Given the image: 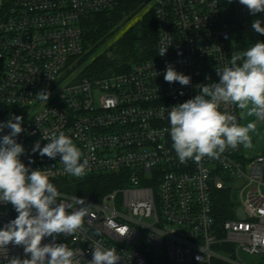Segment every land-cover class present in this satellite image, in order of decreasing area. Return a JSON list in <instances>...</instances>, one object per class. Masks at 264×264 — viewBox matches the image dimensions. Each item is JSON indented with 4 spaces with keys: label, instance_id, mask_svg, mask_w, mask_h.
I'll list each match as a JSON object with an SVG mask.
<instances>
[{
    "label": "built area",
    "instance_id": "1",
    "mask_svg": "<svg viewBox=\"0 0 264 264\" xmlns=\"http://www.w3.org/2000/svg\"><path fill=\"white\" fill-rule=\"evenodd\" d=\"M127 2L152 11L155 56L122 73L76 79L83 20ZM255 19L264 27V13L250 15L239 0H0V122L23 117L24 132L16 137L25 149L21 161L45 169L52 183L116 182L99 197L57 188L66 202L77 197L90 205L82 229L56 241L81 251V264L92 259L93 240L115 247L120 264H244L240 252L264 264V154L247 156L240 146L180 163L165 131L167 108L194 98L198 85L219 81L215 69L229 64L233 35L255 33L264 42L251 27ZM168 64L190 76V85L166 82ZM42 90L47 102L37 97ZM229 110L240 122L238 110ZM51 130L64 131L81 148L89 161L84 176L66 174L59 156L32 151ZM221 192L231 203L229 217L218 221L214 202ZM16 216L11 204H0V228ZM8 256L25 258L23 247L8 245Z\"/></svg>",
    "mask_w": 264,
    "mask_h": 264
},
{
    "label": "clouds",
    "instance_id": "2",
    "mask_svg": "<svg viewBox=\"0 0 264 264\" xmlns=\"http://www.w3.org/2000/svg\"><path fill=\"white\" fill-rule=\"evenodd\" d=\"M239 3L252 16L264 13V0H239ZM251 27L264 35L260 19L253 20ZM169 46L160 47L158 55L164 56ZM215 70L218 82L198 85L199 94L194 98L167 108L169 126L165 131L180 163L218 158L229 148L252 146L250 132L255 131L256 124L240 123L229 109L264 121V42L250 44L234 54L229 64ZM164 79L182 86L191 83L190 76L176 71L171 64L166 65ZM37 97L47 102L49 94L42 90ZM22 123V116L0 122V132L10 129L0 137V204H11L17 213L15 219L0 228L2 264H81L77 258L83 256L81 251L56 241L61 234L69 237L82 229L90 205L77 197L73 202H66L45 169H32L21 161L25 149L16 137L24 132ZM41 139L47 143L41 148L37 141L32 149L34 153L38 151L40 156L50 159L59 156L63 171L73 177L86 174L89 161L70 135L51 130L42 133ZM127 235L122 232L120 237ZM46 237L51 242L42 243ZM10 244L22 246L25 258H9ZM91 245L92 259L86 264H120L124 260L115 247H105L101 240H93Z\"/></svg>",
    "mask_w": 264,
    "mask_h": 264
},
{
    "label": "trees",
    "instance_id": "3",
    "mask_svg": "<svg viewBox=\"0 0 264 264\" xmlns=\"http://www.w3.org/2000/svg\"><path fill=\"white\" fill-rule=\"evenodd\" d=\"M136 7V4L127 2L117 9L91 15L83 20L81 27L84 53L76 59L73 66L74 71L81 68L76 79L83 77L101 78L122 73L127 71L132 63L155 56L156 26L152 11H148L139 21L125 30L107 50L84 65L88 57L114 35L116 29L123 24L124 17ZM53 184L64 192H71L84 197H99L116 186V182L107 177H92L80 181H57ZM229 203L231 202H229L227 193L221 192L214 202L218 221H223L229 217L225 213Z\"/></svg>",
    "mask_w": 264,
    "mask_h": 264
},
{
    "label": "rangeland",
    "instance_id": "4",
    "mask_svg": "<svg viewBox=\"0 0 264 264\" xmlns=\"http://www.w3.org/2000/svg\"><path fill=\"white\" fill-rule=\"evenodd\" d=\"M148 11H150L148 7H144V6L136 7L132 12L126 15L122 22L123 24L116 29L114 35L108 38L103 44H101L99 48H97V50L91 56L88 57L84 65L88 64L97 55L107 50L114 43V41L124 33L125 30H127L130 26L134 25L137 21H139L143 17V15L146 14ZM257 41L260 40L255 33L251 34L249 32L244 31L237 36L233 35L231 37V47L234 48L233 55L247 49L250 46V44H253ZM67 66H69V64H67ZM80 70L81 68L77 71H74L73 72L74 75L75 74L78 75ZM238 113H239L240 123L247 124L248 122H254L256 124L255 131L250 132V136L252 138V146L250 148H244L242 146L243 152L247 156L264 154V121H260L254 116H248L246 112L243 111L238 110ZM231 198L234 202H237L238 194L235 192L234 194H232ZM239 256L244 264H255L258 261L257 257L245 254L243 252H240Z\"/></svg>",
    "mask_w": 264,
    "mask_h": 264
}]
</instances>
